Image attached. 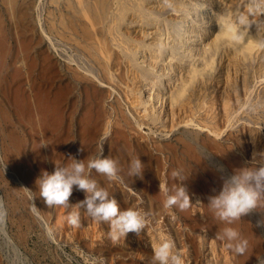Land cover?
<instances>
[{"label": "rangeland", "instance_id": "rangeland-1", "mask_svg": "<svg viewBox=\"0 0 264 264\" xmlns=\"http://www.w3.org/2000/svg\"><path fill=\"white\" fill-rule=\"evenodd\" d=\"M240 15L249 24L236 44L224 30ZM101 146L117 177L89 175L144 214L140 235L112 241L83 210L74 227L72 206L38 195L42 169ZM261 152L264 0H0V264H153L164 238L182 264H258L264 212L232 223L248 240L236 256L207 202ZM137 156L143 175L129 177ZM173 169L189 173L188 209L163 207L159 184L176 186ZM83 198L73 186L70 203Z\"/></svg>", "mask_w": 264, "mask_h": 264}, {"label": "clouds", "instance_id": "clouds-1", "mask_svg": "<svg viewBox=\"0 0 264 264\" xmlns=\"http://www.w3.org/2000/svg\"><path fill=\"white\" fill-rule=\"evenodd\" d=\"M249 24L246 16L237 17L234 24L227 26L228 41L239 44L246 36L243 29ZM223 27V22H221ZM47 143H41L46 145ZM101 152L88 158L77 159L71 154L66 163L54 160V168L51 172L42 169L36 178L38 195L43 198L50 207L63 206L72 210L68 211L65 219L69 225L78 227L81 224V210L86 217L96 222H106L109 225L108 237L112 241L134 232L140 235L146 226V218L138 209L129 207L121 209L116 198L97 184L90 177V170H95L108 180L115 179L118 174L117 161L111 157L102 155ZM209 153L202 156L204 159ZM255 164L234 169L230 174L223 176L219 191L208 197L207 205L214 217L225 222L226 226L216 232V238L224 241L225 248L236 256H243L248 249V240L241 236L237 228L231 226L234 221L256 209L264 212V152L253 154ZM144 164L139 156L130 159L127 174L129 177H142ZM175 179L176 186L169 189L159 184V191L164 194L163 207L165 209L178 208L185 210L193 203L187 188L180 181L185 180L189 173L185 174L182 169H173L170 173ZM73 186L84 192V198L70 203ZM258 224L264 220H258ZM153 264H182L183 254L176 249L174 242L164 238L152 248ZM258 264H264V257L258 258Z\"/></svg>", "mask_w": 264, "mask_h": 264}, {"label": "bare ground", "instance_id": "bare-ground-1", "mask_svg": "<svg viewBox=\"0 0 264 264\" xmlns=\"http://www.w3.org/2000/svg\"><path fill=\"white\" fill-rule=\"evenodd\" d=\"M224 32H225V33H227V31H226V30H224Z\"/></svg>", "mask_w": 264, "mask_h": 264}]
</instances>
